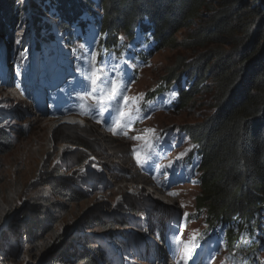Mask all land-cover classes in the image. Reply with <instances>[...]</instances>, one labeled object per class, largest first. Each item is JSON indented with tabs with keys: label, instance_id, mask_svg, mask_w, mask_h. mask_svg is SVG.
<instances>
[{
	"label": "trees",
	"instance_id": "trees-1",
	"mask_svg": "<svg viewBox=\"0 0 264 264\" xmlns=\"http://www.w3.org/2000/svg\"><path fill=\"white\" fill-rule=\"evenodd\" d=\"M28 7L37 37L32 45L35 54H41L43 43L52 42L63 31L67 42H91L98 53L97 64L110 65L116 80L137 78L139 69L164 48L190 54L170 66L147 91L135 122L162 110L165 102L180 113L193 108L201 94L210 95L211 111L178 128L192 143L187 155L178 160L201 187L190 220L205 217L206 227L198 237L203 246L214 242L228 250L232 264H253L264 243V0H26L23 6L20 0H0V36L9 45H15ZM184 32L187 35L180 40ZM78 86L75 93L83 100ZM57 108L56 115H66ZM109 117L103 110L101 118ZM175 129L166 130L159 143ZM10 139L0 120V152L11 147ZM72 143L82 147L78 164L83 165L91 145L78 135ZM167 147L164 144L161 152ZM49 180L51 194L65 202L85 199L79 181L60 169ZM128 205L126 213L139 211L137 201ZM46 209V205L31 203L28 212L32 215L17 234L38 246L41 243L49 264H114L94 236L66 238L52 222L55 214L41 219ZM85 222L86 228L108 232L105 237L119 248L129 247L128 240L111 236L116 226L128 228L124 219L113 221L109 215L96 213ZM12 253L11 248H4L1 256L7 257L0 256L2 263Z\"/></svg>",
	"mask_w": 264,
	"mask_h": 264
},
{
	"label": "rangeland",
	"instance_id": "rangeland-1",
	"mask_svg": "<svg viewBox=\"0 0 264 264\" xmlns=\"http://www.w3.org/2000/svg\"><path fill=\"white\" fill-rule=\"evenodd\" d=\"M25 2L20 0L22 6ZM25 10L15 45H9L8 40L0 36V43L4 44L0 51V120L11 135V147L0 152V256L4 248L13 251L11 259L7 263L0 260V264H49L50 260L47 261L44 255L47 249L39 248L41 243L38 246L34 240L21 239L18 235L25 220L32 215L28 211L34 201L47 206L41 219H47V213L55 214L52 222L57 231H64L65 236H94L114 264H147L146 258L153 257V238L156 243L159 242L158 246L164 243L168 264H176L173 251L171 253L165 239H158L160 231L148 232L145 225L154 205L161 207L158 209L159 218L172 207L176 209L173 233L168 229L174 214L157 224L175 243L177 264H185L187 255L190 258L186 264H232L227 249L217 248L214 242L207 246L201 244L198 237L206 227L205 217L190 220L196 212V199L201 187L193 175L184 171L183 162L178 160L187 155L192 145L178 128L201 120L211 111L208 105L210 95L201 94L193 108L180 113L173 112L165 102L162 110L139 123L135 122L147 91L157 85L170 66L190 54L180 49L164 48L154 55L148 65L139 69L137 78L128 76L116 80L110 72V65L97 64L98 53L91 42L85 44L75 39L67 42L63 31H58L60 36L52 42L43 43L41 54H35L32 45L37 37L31 26V8ZM186 35V32L181 33L179 39ZM128 63L135 67L131 61ZM34 66L38 67L36 71ZM92 80L98 82L92 84ZM52 81L56 84L51 85ZM73 83L75 86H72ZM66 84L68 87H64L59 96H54L57 90H52L53 86ZM78 84L77 90H80L83 100H79L75 93ZM21 101L32 112L24 109ZM58 104L66 115H56ZM103 110L109 113V120L101 118ZM70 116L84 119L91 129L76 128L73 132L62 130L60 133L50 130L48 120ZM37 117L44 130L35 122ZM172 127L177 128L170 135L175 140L168 138L159 143L165 131ZM101 133L125 139L129 162L123 163L122 154L100 140ZM77 135L91 145L83 165L78 164L82 147L72 143ZM49 140H52L50 153L43 156ZM164 143H168L166 151H163ZM155 159L156 162L152 163ZM58 169L79 181L78 189L85 195L83 201L72 204L56 196V193L51 194L47 182ZM135 170L154 183L142 182L140 186L133 183L129 174ZM156 175L157 180H160L158 175L161 176V181L155 180ZM132 200L137 201L139 211L126 213L125 209ZM62 202L64 205H61ZM96 213L104 217L109 215L113 221L124 219L130 224L128 228L116 226L111 231V236L128 240L129 247L122 245L119 248L108 241L112 239L105 237L108 232L84 226L85 219ZM155 231L158 232L155 234ZM259 234L261 236V231ZM143 239H148V247ZM261 249L253 264H264V243ZM128 254L140 257V260L135 258L130 261ZM6 257L7 254L1 259ZM153 259L161 262L160 257Z\"/></svg>",
	"mask_w": 264,
	"mask_h": 264
},
{
	"label": "bare ground",
	"instance_id": "bare-ground-1",
	"mask_svg": "<svg viewBox=\"0 0 264 264\" xmlns=\"http://www.w3.org/2000/svg\"><path fill=\"white\" fill-rule=\"evenodd\" d=\"M45 65H47V64H45ZM20 104H21L22 107H25L24 109L28 108V110L30 111V109H29L30 107H28V105H26L23 101H21ZM30 112H32V111H30ZM35 122H38L39 126H41V128L43 130L45 129V127L42 126V122H41V120L38 117L35 119ZM47 122H48V124L50 126V130H54L56 133H60L62 130L63 131L67 130V131L73 132V131H75L76 128L91 129L90 124L86 123V121L84 119L73 117V116L62 118L61 120H56V119L53 120L52 119V120H48ZM126 136H128V134H126ZM101 137H99L100 140L103 141L107 147L112 148L115 152L122 154V162L123 163L129 162L130 159L128 158L129 154L127 155L128 149L126 148L125 139H120V138H116V137H109L108 135H104L102 133H101ZM46 142H47V139H46ZM50 143H52V140H49V142L46 143L48 145V147H46V149L43 150V156H45L46 154L50 153V152H48L51 149V145H49ZM108 164H109V162H108ZM129 177L132 180V182L135 183L138 186H140L142 182L148 183V184L149 183L150 184L154 183V181L150 180V178L148 176L144 175L141 172L138 173L136 170L135 171H131L130 174H129ZM160 177L161 176L158 175V178L160 180H157V175H156V179L155 180L156 181H161ZM161 185H164V183H162ZM157 190L160 191V188L157 187ZM161 193H162V191H161ZM160 208H159L158 205H154V207L150 209L149 215H147V218H146V221H145L146 230L148 232H152L154 230L160 231V234L157 233L158 231H155V234L157 233L159 236L161 235L160 236L161 238L163 237L165 239V243L167 244V247L169 248L171 253L173 251V253H172V254H174L173 258L175 259V263L177 264V261H176L177 260V258H176V253H177L176 252V245H175V243H173L170 240V236L167 233L161 231L162 229H160V225L158 226V224H157L158 221L163 223V221H165L167 216L171 217V214H174L173 215L174 218L172 219L173 222L171 223V228L168 229V231H172V233H173V231H174L173 230V228H174V219L176 218V209H174L172 207H169V209H167V213L164 212V214H162V217L159 218L158 214L160 215V213H159L158 209H160ZM154 215H155V218L152 219V217H154ZM154 219H156V220H154ZM172 233H170V234H172ZM153 239H154V241H156L155 238H153ZM143 242L145 243V245L147 247H148V245H150L148 239H143ZM154 249L156 251L157 247H154ZM164 249H165L164 248V243L162 242L160 244V248H159V250H160L159 251V255L153 254V257L154 258L160 257L161 260H162V258H164L166 256L165 253H164ZM167 255L172 256L171 254H167ZM153 257L152 256L150 257V263L149 264H152L153 261H157L156 259L154 260Z\"/></svg>",
	"mask_w": 264,
	"mask_h": 264
},
{
	"label": "snow or ice",
	"instance_id": "snow-or-ice-1",
	"mask_svg": "<svg viewBox=\"0 0 264 264\" xmlns=\"http://www.w3.org/2000/svg\"><path fill=\"white\" fill-rule=\"evenodd\" d=\"M98 81L97 80H92V84H96ZM137 162L139 163V157H137ZM171 195V193H169ZM185 216L188 215V213H184ZM190 258V255H187L184 259H185V264H186V261L187 259Z\"/></svg>",
	"mask_w": 264,
	"mask_h": 264
},
{
	"label": "water",
	"instance_id": "water-1",
	"mask_svg": "<svg viewBox=\"0 0 264 264\" xmlns=\"http://www.w3.org/2000/svg\"><path fill=\"white\" fill-rule=\"evenodd\" d=\"M3 41V40H2ZM68 236H66V238H67ZM70 237V236H69Z\"/></svg>",
	"mask_w": 264,
	"mask_h": 264
}]
</instances>
